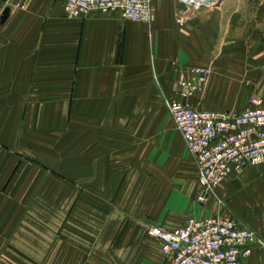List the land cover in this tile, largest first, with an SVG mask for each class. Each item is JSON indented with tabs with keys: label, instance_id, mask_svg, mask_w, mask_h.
I'll return each mask as SVG.
<instances>
[{
	"label": "crops",
	"instance_id": "obj_1",
	"mask_svg": "<svg viewBox=\"0 0 264 264\" xmlns=\"http://www.w3.org/2000/svg\"><path fill=\"white\" fill-rule=\"evenodd\" d=\"M5 7L10 13L0 24V264L94 261L85 258V248L99 239V208L76 197V223L69 225L68 200L53 204V183L68 188L52 178L53 165L61 175L74 167L77 189H98L95 179L117 168L132 166L146 175L144 187L154 197L133 208L122 205L118 243L108 242L113 252L138 254L136 264H169L160 242L147 235L148 225L172 230L190 217L236 218L264 243V170L230 175L209 206H199L196 164L174 122L163 117V95L177 98V79L185 71L182 78H190L195 68L212 71L187 101L198 110L240 111L252 96L264 102V83L253 79V92L244 87L243 57L224 53V24L185 25L164 0L154 2L150 25L126 22L118 12L70 18L63 0H0V15ZM84 170L91 178L83 177ZM85 221L93 224L86 237L79 230L87 229ZM244 264H264V245L253 248Z\"/></svg>",
	"mask_w": 264,
	"mask_h": 264
},
{
	"label": "built area",
	"instance_id": "obj_2",
	"mask_svg": "<svg viewBox=\"0 0 264 264\" xmlns=\"http://www.w3.org/2000/svg\"><path fill=\"white\" fill-rule=\"evenodd\" d=\"M155 1L63 0V8L70 18L91 12H118L126 22L150 25ZM173 1L193 9L212 3ZM209 75L208 68H195L189 79L178 82V97L166 101L167 110L196 164L199 186L196 203L203 208L209 206L217 188L230 175H241L251 167L264 170L261 100L253 97L252 107L240 111H202L187 103L201 90ZM147 235L160 242L169 264H244L253 248L264 245L244 223L220 215L190 217L172 230L151 226Z\"/></svg>",
	"mask_w": 264,
	"mask_h": 264
},
{
	"label": "rangeland",
	"instance_id": "obj_3",
	"mask_svg": "<svg viewBox=\"0 0 264 264\" xmlns=\"http://www.w3.org/2000/svg\"><path fill=\"white\" fill-rule=\"evenodd\" d=\"M164 3L174 7L177 19L182 18L185 25L188 23L204 24L216 21L224 24L222 32L227 35L225 37L223 51L224 53L238 54L243 57L242 63L244 65L245 89H249V91L253 92L252 90L254 87L251 86L253 85V79L255 81H260V86L264 83V0H214L212 3L199 9H193L171 0H164ZM184 73L186 74V71ZM185 74H182V76L180 74V78L177 79V85L180 80L186 79L182 78ZM252 98L253 96L250 99L252 100ZM169 99H172V97L166 94L163 95V117L167 121L173 123L166 107V101ZM251 107L252 104L245 108ZM174 128L175 131L178 132L175 125ZM53 161L58 163L59 159L53 158ZM66 169L67 174L61 175L59 173V168L57 166L55 168L53 165L52 178H61L63 181L67 182L68 188L61 190L57 187L58 185L53 183L54 188L51 190V196L53 198V204L56 205L57 202H60L58 200L61 198L65 201L68 200L67 223L72 226L76 223L72 222L75 220V216L72 215L75 204L71 205L75 202L76 197L83 198L85 203H89L88 206L93 204V200V206L99 208L101 215L100 221L94 222V226H98V230L93 227L94 230L98 232L99 239L92 249L85 248L87 252L85 253V258L90 257L94 259L90 264H136L139 261L138 254L129 256L128 254L118 253L117 251L113 252L115 248H111L113 245H108V242L111 241L110 243L112 244L118 243L117 239H114V237H117L116 233L124 224V215L120 212V207L122 205L129 209L130 207L133 208L137 205H141L147 199L154 197L153 190H147L144 187L146 175L137 173L132 166L117 168V173H112V175L110 173L108 175L107 172H105L95 179L97 183L99 181L98 189L92 190L90 186L77 189L75 181L78 175L75 174V168L69 165ZM84 171L83 177L91 178V173L86 170ZM148 174L147 179L150 181L153 173L148 172ZM36 192L37 194H42L41 190L37 189L35 193ZM47 192L49 191H46V193ZM53 208V213L56 214L58 206H53ZM144 221H146L145 218ZM87 222L88 221H85L84 224H89V228L87 227L85 230L84 228H79V230L83 232L84 237H86V233L91 235L90 227L91 225L93 226L91 222ZM82 223L78 222V224ZM148 226L151 227L154 225L149 224ZM38 228L40 227L36 225V229ZM72 230L75 231V229ZM84 245L86 246L87 243ZM91 252L94 253L91 254ZM88 261L90 260H85V264H87Z\"/></svg>",
	"mask_w": 264,
	"mask_h": 264
},
{
	"label": "water",
	"instance_id": "obj_4",
	"mask_svg": "<svg viewBox=\"0 0 264 264\" xmlns=\"http://www.w3.org/2000/svg\"><path fill=\"white\" fill-rule=\"evenodd\" d=\"M7 0H2L3 3H5ZM10 13L9 7H5L0 15V24H4L5 21L8 19Z\"/></svg>",
	"mask_w": 264,
	"mask_h": 264
},
{
	"label": "bare ground",
	"instance_id": "obj_5",
	"mask_svg": "<svg viewBox=\"0 0 264 264\" xmlns=\"http://www.w3.org/2000/svg\"><path fill=\"white\" fill-rule=\"evenodd\" d=\"M210 2H213L214 0H209Z\"/></svg>",
	"mask_w": 264,
	"mask_h": 264
}]
</instances>
